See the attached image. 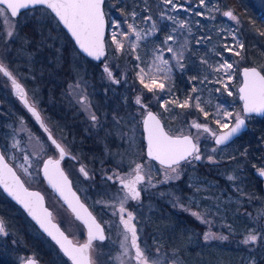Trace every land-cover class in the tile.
Listing matches in <instances>:
<instances>
[{"label": "snow or ice", "instance_id": "1", "mask_svg": "<svg viewBox=\"0 0 264 264\" xmlns=\"http://www.w3.org/2000/svg\"><path fill=\"white\" fill-rule=\"evenodd\" d=\"M104 3L105 0H0V28L7 25L10 29L0 33V42L5 45L3 49H0V75L10 82L11 89L30 114V118H34V122L38 124V130L33 131L28 127L25 118L20 117L16 126L12 127L11 143L0 145V187L22 206L27 215L48 237H51L71 264H101L99 259L92 255L96 251L94 241L104 242L109 237L105 235L104 227L94 215L97 205L110 209L112 216L118 217L119 223L115 227L123 226L122 238L117 241L119 251L115 256L108 257L112 264H168V253H163L160 246H156L153 251L152 245L141 240L137 226L133 223L136 217L126 205L129 201H140L142 193L147 192L149 188H156L159 184L181 179L186 166H194L196 162L203 159L209 163H216L215 153L219 146L226 145L240 133L251 114H264V66L242 68L240 74L243 79L238 90L242 107L239 111H229L222 104H216L215 112L212 113L204 106L206 101L202 100V94L207 85H219L214 89L215 93L226 92L228 96H232L233 93L229 90L230 82L240 65L247 61V49L238 27L240 20L233 10H222L219 0H215V3H210L209 0H198L196 4L192 0H183V3L181 0H159L161 5L159 19L170 21L173 28L161 43L154 44L152 48L144 46L142 55L139 51L142 47L141 41L149 40L159 31L153 16L147 15L142 18V21H137L138 13L132 10L126 14L123 22L126 28L120 21L113 20L110 43H108L105 41ZM37 8H42L45 14L54 19L57 24L63 25L75 38L79 49L95 60L106 57L107 49L112 46H114L112 48L114 54L124 53V41L128 42V54L135 62L133 70L136 82L141 86L139 89L134 88L137 94L133 103L137 106V111L130 114L129 122L143 126L146 134V158L161 166L162 179L154 181L151 174L152 168L143 162L134 163V166L130 165L129 170L124 172L120 164L114 169H105L102 160L100 161L102 179L118 185L117 191L112 193L109 199H98L93 202V205H88L87 195L85 194L82 200L81 196L77 195L80 189L73 190V181L70 179L71 170L74 167L72 162L79 163L80 156L76 154L73 144L66 137L55 135V129L47 126L35 98L29 101L28 93L21 82L22 78L7 61V45L17 35L15 22L11 18L17 17L21 10L34 11ZM181 10L188 13L187 19H178L177 13ZM216 14L236 22L237 27L230 30L221 28L217 31L223 44L222 51H216L214 54L220 59L213 63L207 58V54L199 58L205 73L212 74L213 78H209V74H204L202 77L188 76L190 91L181 99L176 95L174 73H186L188 67L186 53L194 55L189 46V39H194L196 45L204 40L212 39L207 34L199 38L195 37L190 17L194 15L214 21ZM140 22L149 26L141 28ZM195 27H200L198 20L195 21ZM259 35L264 36V31H260ZM229 39L232 43H228ZM223 52L230 53L239 59L230 62L224 59ZM165 53H171V56L165 58ZM115 58L119 59V55ZM103 72L112 84L127 83V73L120 74L118 78L107 62L104 63ZM85 88L83 81H77L69 86L70 96L78 94L76 103L89 114L92 127H102L100 118L92 110ZM145 92L152 93V97L148 98ZM161 94L167 99H163ZM153 102H158L159 108L164 112L172 113L176 108L194 110L204 119L201 121L193 118L187 123V131L180 128L172 133L167 131L161 123L160 114L151 110L150 105ZM176 115L180 114L175 113L172 118L175 119ZM119 122L118 120L117 123ZM212 124L216 126L215 129L211 126ZM40 129L42 131H39ZM225 129L228 131H224ZM207 139H211L214 146L205 155L201 149V143ZM24 144L31 145L32 150L29 151L23 147ZM65 161L68 163L62 166V162ZM78 172L84 181L95 179V170H90L83 163L80 164ZM33 174L41 176L42 181L46 180L51 189L58 193V198L71 209L75 221H79L82 225L80 231L86 230V240L83 243L75 238V234L71 233L69 228L61 230L63 221L54 222L56 217L54 212L46 206L45 196L41 191L31 190V181L24 178ZM259 174L264 176V167ZM228 179L234 180L235 177L229 176ZM192 215L200 218L198 212H192ZM66 231L73 235L74 239H70L69 235L65 234ZM0 234H9L3 219H0ZM203 238L205 241L227 239L211 232L205 233ZM242 243L253 246L264 243V230H250ZM99 255L103 253L100 252ZM23 264H37V261L28 258L23 261ZM104 264L108 262L105 261ZM176 264H179V261H176Z\"/></svg>", "mask_w": 264, "mask_h": 264}, {"label": "trees", "instance_id": "2", "mask_svg": "<svg viewBox=\"0 0 264 264\" xmlns=\"http://www.w3.org/2000/svg\"><path fill=\"white\" fill-rule=\"evenodd\" d=\"M192 2L196 4L198 0H192ZM209 2L215 3V0H209ZM181 3H183V0H181ZM219 6L221 9L233 6L237 12L240 20V24L238 25L240 36L247 49V61L240 65L236 75L230 82L229 90L233 93L232 96H228L226 92L215 93L214 89L219 87V85H207L206 90L203 91L202 100L206 101L204 106L212 113L215 112L216 104H222L229 111H239L242 107L238 96V86L241 82V68L264 62V36L259 35L260 31H264V19L261 17V15L264 14V0H219ZM145 9H149V11H145ZM105 10L108 20V32L106 37L108 43H110V32L113 20L121 21L122 25L126 28L123 22L126 19V14L132 10L138 13L137 21H142V18L147 15L153 16L159 31L154 37L149 38V40L141 41L142 47L139 51L142 55L144 46L152 48L154 44L161 43L164 37L168 35L173 28L170 21L159 19L161 10L159 0H105ZM177 16L178 19H187L188 13L181 10L177 13ZM190 19L193 24L192 31L195 37L199 38L207 34L210 35L212 39L210 41L204 40L199 45L195 44L194 39H189V46L194 55L186 53V62L188 64L186 73H174L176 95L181 99L190 91L191 85L189 84L188 76L198 75L202 77L204 74H209V78H213L212 74L205 73L204 66L200 64L199 58L207 54V58L213 63L220 59L214 54L216 51H222L221 45L223 44V41L217 35V31L221 28L229 29L230 22L228 18L220 14H216V19L214 21L194 15H192ZM197 20L200 22L199 28L195 27V21ZM139 26L141 28H147L149 25L140 22ZM62 31L64 33L65 46L62 60L60 61L61 67L59 71L61 70V72H58L59 74L64 73L66 75L71 70L72 49L74 48L76 51H80L67 32L64 29H62ZM228 43H232V41L229 39ZM111 49L112 47L108 48V56L101 62H96L80 52V54L87 59V65L83 68L81 67L80 71L84 73L83 75H86L84 76L85 79L87 78L92 82L90 85L91 87H105L104 81H102V74L100 75V73L103 72V68L97 69L96 66H102L107 58L113 57L111 55ZM128 53L129 50L126 49L124 53L119 55V59L117 60L124 64L121 65L118 63L119 67L123 68L115 72V74L127 73L129 88H138L135 71L133 70L135 62ZM223 57L230 62L238 60V57H234L227 52H223ZM128 64L130 67L125 68ZM89 65L91 67H89ZM115 88H117V86H115ZM145 95L151 97L153 94L145 92ZM161 95L163 99H167L166 96H163V94ZM2 100L3 103L0 106V126L2 128L6 126L7 129H9L5 117L9 110L5 109L6 101L3 96ZM209 101L210 103H207ZM12 108L13 110L11 112L14 114H12L13 117L24 114L28 120H31L29 114L21 104H14ZM153 109L160 112L168 129H171L173 133H175L174 131H176L180 125L189 122L191 118H198L201 121L204 119L200 113L194 110H181L176 108L172 113L164 112L163 109L159 108L158 102L154 103ZM175 113H179L180 115H176V118L173 119L172 116ZM254 118L255 121L258 120L261 124L252 125L250 129L242 134L243 137L241 141L243 142V146L240 149V160L242 164L244 163V170L237 173L239 174L237 180L239 190L233 191V186H231L227 179H222L224 188L226 191L229 190L224 193V196L229 192L239 194L241 203L239 206L236 205L238 206V210H233L234 215L231 217L229 208L233 202L229 200L232 201L234 197L229 200L225 198L226 202L222 209V217L223 220H226V216H229L228 220L231 221L229 227L223 228V232L227 239H224L223 242L218 240L213 242L205 241L202 238V226L196 224V221L193 220L190 228L186 221L181 219L179 213L176 215V211H174L171 206L167 205L164 207L162 204L160 209H152L148 218H146L144 234L146 240L149 241L153 247L157 245L168 249H178L179 251H176V255L180 257L184 264H241L244 260L243 256L247 255L252 257L251 264H264V243H258V245L255 246L254 249L257 251H246L247 246L251 249L252 245H245L242 243L244 234L242 231L246 222L245 218H247L245 215L249 212L251 216L253 215V218H258L260 213H258L257 210L259 208L261 209V206L264 204V192H262L260 182H258L252 174L255 166L261 165V159L258 158V154L261 151L258 153L254 147L258 143L256 138L259 136L264 138V117ZM211 126L214 129L216 128L214 124ZM192 131L194 132V129ZM4 144L5 142L0 135V145ZM196 170L201 177L202 165H197ZM0 215L5 218L7 231L9 233L7 236L0 238V264H19L17 256H28L31 253L45 264H68L66 258L61 255L57 247L49 239L40 234L36 226L28 219L25 213L6 197L1 190Z\"/></svg>", "mask_w": 264, "mask_h": 264}, {"label": "flooded vegetation", "instance_id": "3", "mask_svg": "<svg viewBox=\"0 0 264 264\" xmlns=\"http://www.w3.org/2000/svg\"><path fill=\"white\" fill-rule=\"evenodd\" d=\"M43 72H42L43 75H42V82H41L42 100H41V104L39 107L42 113V117L44 118L47 126L55 129V132H54L55 135L66 137L67 140L73 144L76 154L80 156L79 163L72 162L74 167L71 170L72 174L70 176V179L73 181L74 190H76L77 188L80 189V191H78L77 194L81 196V199L83 200L84 195L86 194L88 197V205H93V202L95 200L106 199L107 196H111L112 191H115V184H113L110 181H106L102 179V170H101L100 161L102 160L104 161L105 169L116 168L117 165L119 164L118 159L121 160L125 157H131L130 155H125L119 151V149L123 148L125 144H126V147L128 144H132L133 147L135 148L133 151L134 155H132V157L133 156L138 157L140 153V149L142 148L145 149L146 151L145 134L143 131V126H142V131H141L142 136L139 137V134H138V137L135 139V141L132 140L128 142L129 141L128 139L130 138L128 136V133L130 129L132 128L131 127L132 125L130 123H132L133 125L135 124L138 125V123L129 122L130 114H133L136 112L135 110L136 105L133 103L135 99L133 95L136 92L134 91V88L127 89L126 87L125 88L117 87L114 89L116 90V92H111L110 89L108 88L91 87L90 85L92 84V82L87 78L80 79L81 81L87 83L86 93H88V100L91 103L92 110L100 118V124L102 125V127L100 126L92 127V122L90 121L87 113L84 112L81 109L80 105L76 103V98H78L77 97L78 94H73L70 96L69 84L71 83V81L76 80V78L75 77L65 78V76L60 73L63 76L61 78L59 72H54L52 71V69L48 67H46L45 71ZM101 74L104 75V72L100 73V75ZM119 76L120 74L117 75L118 78ZM240 78H241V74H240ZM23 85L26 87L28 98H29V101L31 102L33 99L29 96V91L27 87L28 85H25L24 83ZM11 91L13 93V96L19 101V104L23 106L22 102L19 100V98L13 92L12 89ZM238 96H239V92H238ZM0 100H1V104H0L1 106L3 103L1 93H0ZM154 103L155 102H153L150 105L151 110H154L155 112L160 114L159 111L153 109ZM254 117H259V116L251 115L246 120L247 125H248L246 130H244L239 136L235 137L232 141L226 143V145L219 146L217 153H215L216 163H209L206 159H203L202 161L196 162L194 166L189 167L187 169L189 171L186 173V175L183 176L181 179H179V181L177 182L179 184L178 193H180V197H181L180 202L176 201V203L174 204H169L165 202V204H163L164 207L167 205L171 206L172 209L176 211V215L179 213V215H181V219H184L190 228L193 223V220H191V217L188 215L189 213H191V210H193V208H196V209L201 210L203 213H205L208 218L212 219L215 230L220 232L221 235H225L223 232V228L229 227V225L231 224V221L228 220L229 216H226V220H223V217H222L223 216L222 209L226 202L225 198L229 200L230 198L234 197L233 200L235 201H232V202H233V206H236L240 195L229 192L227 193V195L224 196V193L229 190L226 191V189L224 188L222 179L224 178L227 179V181L231 184V186H233L232 187L233 191L239 190V185L237 182L239 174L237 173L239 171L244 170V166H243L244 163L242 164L240 160V149L243 146V142L241 141L243 137L242 134L245 133L248 129H250L252 125L261 124L260 121L258 120L255 121ZM263 117H259V118H263ZM161 118L163 119L162 116ZM54 119H56V122ZM15 120H17V117H14V121ZM118 120L120 121L119 123H117ZM124 120L126 122H124ZM30 122L33 127H35L36 129L38 128V124L34 122V118H31V120H29V123ZM11 123L10 125H8L9 129H7L6 126H3V128L0 126V135L2 136V139L5 142V144H9L10 142ZM165 126L167 127L166 123H165ZM40 131H42V129H40ZM6 137L8 139H6ZM256 139L258 140V143L255 145L254 149L258 151V153L261 151L258 154V158L261 159V165L260 166L256 165L252 171V174L255 176L256 180L260 182L262 192H264V176H261L259 174L261 168L264 167V138L262 136H259ZM205 144H207L209 147L212 148L214 146V142L211 139H207L201 143V149L203 148L202 151L205 153V155H207L210 151L204 150L206 148L204 147ZM121 155L123 156L122 158H121ZM44 158H46V156ZM152 162L155 165H158V167H161L157 162H154V161ZM66 163L68 162L67 161L62 162V166H64V164ZM81 163L87 165V167L90 170L91 169L95 170L96 175H95L94 180H89V181L83 180L82 175L79 174L78 172V169ZM197 165H202V175L201 177L199 175L192 177L191 171L198 174L196 170ZM122 167H123L124 172L128 171V167H125L123 165ZM229 176H234L235 179L229 180L228 179ZM155 177H158V176H155ZM195 177H198V178L194 179ZM42 183H43L42 188L36 185H32V184H31V188L38 189L44 194L47 205L54 212V216L56 217L55 220L58 223H60L61 221L64 222L61 225L62 229L65 230V228L70 229V227H72L74 230L72 231L70 229L71 233H74L75 238H78L81 243L84 242L86 240V230H84L83 232L80 231V229L82 228V225H80L79 221H75V216L71 212V209L67 208V205L64 204L62 199L58 198V194L55 193L54 190L49 187L46 180H43ZM108 188L111 190H109ZM196 189H201L202 194L204 193V196L206 197L204 198V200H201L199 205H196V203L191 200L192 195L197 192ZM46 192H48L49 194L51 193L52 197H54L56 202L61 207L60 209H62V212H66L68 217L69 216L72 217V219H70L71 223H69L67 219L61 217L62 215L60 217L58 215L57 217L56 212L54 211L50 202L48 201V196H46ZM151 192H152L151 189H148L147 192H143L141 200L140 201H129V206L135 207L136 209L135 211H137L141 207V205L143 206L144 201L153 199L152 195H150ZM181 205H183V207ZM160 206L161 205H159L156 208L160 209ZM262 206H264V204ZM18 207L21 209L20 206ZM90 210H92L91 207H90ZM149 213L150 211L148 212L147 215L145 213L141 215L140 219L142 220L141 223H142L143 231L145 229L146 218H148ZM110 214H111L110 210L104 209L103 207L98 206V205L95 206L94 215H96L97 219L103 224L105 233L107 236H108L109 230L107 227L106 219L107 218L109 219ZM25 215L27 216L26 213ZM0 219H3V221L6 223V220L3 216L0 215ZM28 219L36 226L37 230L40 232L41 235L49 239L57 247L61 255L64 258H66L68 264H71V261L61 252L58 245H56L55 242L50 237H48L45 233H43L29 217ZM263 221L264 219L261 214L260 216H258V218L256 217L257 225L260 224L257 230H264ZM72 222L74 223L72 224ZM224 222L225 224H228V225H224ZM66 225H68V227H66ZM77 225H79V227H77ZM204 232H202V238L204 237ZM66 233L70 237H72V239H74V236L70 235L68 231H66ZM98 243H101V242L94 241V246L96 247V244ZM172 250L175 255L177 253L176 251H179L178 249H172ZM32 256L37 258L34 255ZM28 257H31V256H28ZM38 261L40 260L38 259Z\"/></svg>", "mask_w": 264, "mask_h": 264}, {"label": "rangeland", "instance_id": "4", "mask_svg": "<svg viewBox=\"0 0 264 264\" xmlns=\"http://www.w3.org/2000/svg\"><path fill=\"white\" fill-rule=\"evenodd\" d=\"M228 9L233 10L234 14L237 15V17L239 18L238 14L235 11L233 6H228L222 10H228ZM261 17L264 19V14H262ZM11 19L15 22V31L17 32V35H15V37L7 45V53H6L7 61L11 63V67L13 69H15L16 72L18 73V75L22 78L21 82H23L25 85H28L27 87H28V91H29V96L32 99L35 98V101L37 102L38 106L40 107L41 100H42V97H41V88H42L41 82H42V75H43L42 72L45 71L46 67L52 69V71H54V72H58L60 67H61L60 61L62 60L64 46H65V38H64V33L62 31L63 27L61 26V24H57V22L54 19H52L50 16L45 14V12L42 8H37L34 11L33 10H24V11L20 12L17 17L11 18ZM229 21H230L229 22V30L237 27L236 22L231 21V20H229ZM6 30H10V29H8L7 25H4L3 28H0V33H2L3 31H6ZM107 32H108V29H107ZM133 39H134V37H133ZM181 39H183V37H181ZM124 43H125V50H126V49H128V42L124 41ZM169 43H171V42H169ZM4 47H5V45L2 42H0V49H3ZM112 48H114V46H112ZM120 54H114L112 51V54H111L113 56V57H111L112 59L109 57L106 60V62L112 66V70L114 73L123 68V67L122 68L119 67L118 63H120L121 65H123L124 63L122 64L120 61H118L115 58L116 55H120ZM106 56H108V51H107ZM170 56H171V53H165V58H169ZM255 64L259 67L264 66V62H261L259 64L255 63ZM86 65H87L86 57L82 56V54H80V52L76 51L73 48L72 49V57H71V70L66 75L64 73H61L62 75L66 76L65 78H74V77L76 78V80L71 81L69 86L75 84L77 81H81L80 79H84V76H86V75H83L84 73H82L80 71V68L81 67L83 68ZM89 67H91V66L89 65ZM96 67H97V69L103 68L104 64H102V66H96ZM129 67H130L129 64L125 66V68H129ZM78 68H79V70H78ZM59 72H61V70ZM86 73H88V72H86ZM61 74H60V77L62 78L63 76ZM102 81H104V86H105L104 88L110 89L111 92H116V90H114L115 86H117L118 88H125L126 87L127 89H129V83L122 82L119 85L112 84L107 79L105 73H104V75H102ZM84 84L87 87V83L84 82ZM139 88H141V86L138 84V89ZM85 91H86V88H85ZM0 93L6 101L5 109L9 110V112L6 113L5 117H6L7 126L10 125V123L12 121L11 127H10L11 131H12V127L16 126V123L18 122L20 117L25 118L29 128H31L33 131H37L38 128L36 129L35 127H33L31 122L29 123V120L27 119V117L24 114L17 115V120H15L16 122L14 121L15 116L13 117L14 114L11 111L13 110L12 107H14V104H19V101L13 96L9 82L2 75H0ZM136 94L137 93H134V95L132 94L134 98H135ZM151 97H148V98H151ZM135 110L137 111V106H136ZM87 115L89 117L88 113H87ZM11 117H12V119H11ZM191 119H193V118H191ZM54 120L56 122V119H54ZM124 122H126V121L124 120ZM187 123L188 122H185V124L180 125L179 128H177V129L183 128L185 131H187V127H186ZM130 124L132 125L131 126L132 128L130 129V131L128 133V136L130 137L128 139L129 140L128 142H130L132 140L135 141V139L138 137V134H139V137L142 136V132H141L142 131V125L141 124L133 125L132 123H130ZM169 130L172 131L171 129H169ZM174 132H176V131H174ZM193 133H195V130ZM10 143H11V139H10L9 144ZM22 146L25 147L26 149H28L29 151L32 150L31 145L24 144ZM204 147H206L204 149L205 151L211 150V147H209L207 144H205ZM134 149L135 148L133 147L132 144H128L127 147L125 144L123 146V148H120L119 151L121 153H123L125 155H130L131 157H125L121 160L118 159V163L122 164L125 167H128V170H129L130 165L134 166V163H141V162L146 163L149 167L152 168L151 174L153 176L154 181L162 179L161 167H158V165H155L152 161L147 160L146 155H145V149H143V148L140 149V153H139L138 157L137 156L132 157V155H134V152H133ZM41 155L43 156V153H41ZM122 157L123 156L121 155V158ZM189 167H192V166H186L183 169L182 177L185 176L186 173L189 171V170H187ZM191 175L193 177V176H197L198 174L191 171ZM155 176H158V177H155ZM24 178L29 179L31 181L32 185H36V186H39L41 188L43 187L41 176L33 174L30 177L25 176ZM197 178L198 177H195L194 179H197ZM178 181L179 180L174 181V182L165 183V184H159L156 188H149L152 191L150 193V195H152L153 199L144 201L143 206L141 205V207L137 211H135L136 210L135 207H130L129 203L126 205L128 210L132 211L134 216L136 217V219L133 221V223L136 224L138 232L140 234V238L142 241H147V240H146L144 231L142 230V223H141L142 220L140 219L141 215H143L144 213L147 215L149 211L151 212L152 209L153 210L157 209L156 207H158L159 205L165 204V202L169 203V204H174V203H176V201L180 202L181 197H180V193H178L179 192L178 191L179 190V188H178L179 184L177 183ZM117 188H118V185L115 184V191H112V193H115L117 191ZM109 190H111V189H109ZM196 191H197L196 193L194 191L195 194L192 195L191 200L193 202H195L196 205H199L201 200H204V198H206V197L204 196V193L202 194L201 189H196ZM46 196H48V201L50 202L52 208L56 212L57 217H58V215H59V217L62 215L61 217L67 219L68 222L71 223L70 219H72V217L71 216L68 217L66 212H62V209H60L61 207L56 202L54 197H52L51 193L49 194L48 192H46ZM109 197L110 196H107L106 199H109ZM229 201L232 202L235 200H232V201L229 200ZM232 204L229 208L231 217H233L234 211L236 210V208L241 203H240V200H238V202H237L238 206L233 207ZM183 209H185V208H183ZM108 210H110V209H108ZM231 210H232V212H231ZM257 211H259V213L262 215V217L264 219V206H262L261 209L259 208ZM110 212H111V210H110ZM192 212L200 213V218L193 216ZM249 214L250 213L248 212L247 215H245V217H247V218H245L246 222L244 224V228L242 231V233H244L242 240L244 239L245 235H247L250 230H257L259 228V225H260V224L257 225L256 218H253V215L251 216ZM188 216L191 217V220L196 221L198 223V225L202 226L203 232L205 231L204 234L211 232V233L216 234L217 236L226 237V235H221L220 232L215 230L214 223H213L212 219L208 218L206 216V214L203 213L201 210L193 208V210H191V213H189ZM106 220H107V227L109 230L108 231L109 239L104 241V242L96 244V247H95L96 251L93 252L92 255L96 256L99 259V261L101 262V264H104L105 261H107L108 264H112V261L108 260V257L109 256H115L117 254V252L119 251V245H118L117 241L122 238L121 232H122L123 226L120 225L119 228L115 227V225L118 224L119 221H118V217H113L112 214H110L109 219L107 218ZM263 224H264V221H263ZM224 225H228V224H225V222H224ZM5 226H6V231H7L6 223H5ZM66 227H68V225H66ZM70 229L72 231L74 230L72 227H70ZM0 236L2 238L5 235L0 234ZM217 240L220 242L224 241V239H214V240H209V242H213V241H217ZM147 243L149 245H152L151 243H149V241H147ZM156 246L157 245H155L153 247V251H155ZM255 246L252 245V248H251L252 250L247 246L246 251H249V250L250 251H257L254 249ZM161 251L163 253L169 254L168 264H176V261H179V264H184L181 261L180 257L176 256L174 254L172 249L161 247ZM100 252H102L103 255H99ZM32 255L33 254L31 253L28 256H32ZM28 256H24V255H20L19 257L17 256V261L19 262V264H23V261ZM243 258H244V260H243V262H241V264H251L252 263V257H249V255L243 256Z\"/></svg>", "mask_w": 264, "mask_h": 264}, {"label": "water", "instance_id": "5", "mask_svg": "<svg viewBox=\"0 0 264 264\" xmlns=\"http://www.w3.org/2000/svg\"><path fill=\"white\" fill-rule=\"evenodd\" d=\"M104 11H105V13H106V10H105V3H104ZM22 11H24V10H21L20 12H22ZM19 15V14H18ZM54 15V14H53ZM105 20H106V28H105V41H106V37H107V29H108V20H107V15L105 16ZM62 27H63V25H61ZM63 29L67 32V34L72 38V40H73V42H74V44L76 45V47H77V49L83 54V55H85L86 57H88L85 53H83L80 49H79V46L76 44V42H75V38L74 37H72L71 36V34L67 31V29L66 28H64L63 27ZM107 42V41H106ZM108 51V50H107ZM88 58H90V59H92V60H94V61H96V62H101L105 57H102L100 60H95L94 58H92V57H88ZM252 66H255V65H250V66H244V67H252ZM255 67H258V66H255ZM243 68V67H242ZM259 68V67H258ZM242 70V69H241ZM241 79H243L242 78V75H241ZM241 83H242V80H241ZM241 83H240V85H239V87L241 86ZM25 87V86H24ZM239 87H238V90H239ZM25 89H26V87H25ZM27 91V90H26ZM14 92V91H13ZM15 93V92H14ZM242 102V101H241ZM0 104H1V100H0ZM153 112H155L154 110H152ZM155 113H157V112H155ZM251 115H256V116H259V117H263L264 116V114H251ZM161 123L165 126V123H164V121H163V119L161 118ZM247 127H248V125H247V121H246V124H245V127L244 128H242L241 129V131H240V133H238L236 136H234L230 141H232L235 137H237V136H239L244 130H246L247 129ZM165 128H166V130L167 131H169L168 129H167V127L165 126ZM224 131H228V129H226V130H224ZM170 132V131H169ZM145 134V133H144ZM145 136H146V134H145ZM229 141V142H230ZM145 143H146V139H145ZM228 143V142H227ZM19 174V173H18ZM50 187V186H49ZM1 188V190L3 191V193L9 198V199H11L14 203H16L11 197H9L8 195H7V193L6 192H4V190H3V188L2 187H0ZM51 188V187H50ZM31 190H38V189H35V188H31ZM73 190H74V188H73ZM38 191H40V190H38ZM55 192V191H54ZM42 193V192H41ZM43 194V193H42ZM58 194V193H57ZM44 195V194H43ZM78 195V194H77ZM45 203H46V199H45ZM17 204V203H16ZM18 206H20L19 204H17ZM46 206L47 207H49L48 205H47V203H46ZM21 207V209L23 210V208H22V206H20ZM49 209L50 210H52L50 207H49ZM24 211V210H23ZM25 212V211H24ZM26 213V212H25ZM27 214V213H26ZM28 216V215H27ZM31 220H32V218L30 217V216H28ZM98 220V219H97ZM33 221V220H32ZM99 221V220H98ZM34 223H35V221H33ZM54 222H57L56 220L54 221ZM100 222V221H99ZM58 223V222H57ZM36 224V223H35ZM102 224V223H101ZM37 225V224H36ZM38 226V225H37ZM102 226H103V224H102ZM104 227V226H103ZM38 228H39V226H38ZM40 229V228H39ZM42 232H43V230L42 229H40ZM61 230H63L62 229V227H61ZM44 233V232H43ZM46 234V233H45ZM66 235H68L67 233H65ZM47 235V234H46ZM105 235H106V233H105ZM107 236V235H106ZM51 238V237H50ZM69 238L70 239H72V237H70L69 236ZM83 243V242H82ZM59 247V246H58ZM62 252V251H61ZM28 258H32V259H35L36 261H37V264H44V263H42V262H40V261H38V259L37 258H35V257H33V256H31V257H28ZM27 258V259H28ZM68 258V257H67Z\"/></svg>", "mask_w": 264, "mask_h": 264}, {"label": "bare ground", "instance_id": "6", "mask_svg": "<svg viewBox=\"0 0 264 264\" xmlns=\"http://www.w3.org/2000/svg\"><path fill=\"white\" fill-rule=\"evenodd\" d=\"M255 66H257L256 64H254ZM248 66H250V65H248ZM259 67V66H258Z\"/></svg>", "mask_w": 264, "mask_h": 264}]
</instances>
